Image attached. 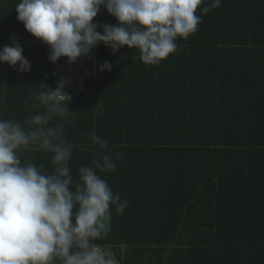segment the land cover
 I'll return each instance as SVG.
<instances>
[{"label": "trees", "instance_id": "16d2710c", "mask_svg": "<svg viewBox=\"0 0 264 264\" xmlns=\"http://www.w3.org/2000/svg\"><path fill=\"white\" fill-rule=\"evenodd\" d=\"M19 3L0 0V49L14 36L31 70L0 63V119L25 124L44 112L36 95L56 89L67 59L49 61V48L17 20ZM196 14V32L159 65L100 44L86 93L63 89L73 178L94 158L92 133L123 154L103 178L127 207L110 208L108 235L93 242L120 264H264V0H220ZM93 23L116 20L102 7ZM106 61L111 71L101 72ZM21 161L54 167L46 152Z\"/></svg>", "mask_w": 264, "mask_h": 264}, {"label": "clouds", "instance_id": "9594fccd", "mask_svg": "<svg viewBox=\"0 0 264 264\" xmlns=\"http://www.w3.org/2000/svg\"><path fill=\"white\" fill-rule=\"evenodd\" d=\"M219 4L220 0H20L15 8L17 20L49 48L48 59L54 64L62 57L69 63L90 57L103 44L113 55L124 46L135 48L145 65L154 66L177 51V39L196 32L201 22L198 8L207 14ZM102 7L116 20L115 26L93 23ZM10 39L11 44L0 49V63L29 72L22 46L14 36ZM99 70L111 71V64L106 61ZM64 87V82L55 90L44 87L36 95L37 107L44 112L25 124L0 119V264H114L93 242L107 237L110 208L122 214L127 207L103 178L116 171L123 154L92 133L88 139L94 158L73 178L75 146L65 140L64 126L74 120L69 119L71 97ZM57 117L62 122L53 124ZM78 147L88 150L84 144ZM26 151L50 153L53 170L22 163Z\"/></svg>", "mask_w": 264, "mask_h": 264}, {"label": "built area", "instance_id": "2783aa9c", "mask_svg": "<svg viewBox=\"0 0 264 264\" xmlns=\"http://www.w3.org/2000/svg\"><path fill=\"white\" fill-rule=\"evenodd\" d=\"M67 59V58H66ZM66 70L59 74V81L64 82L65 87L74 95L86 93L84 82L86 80H96L97 78V57L94 53H90V57H80L74 63L66 61ZM102 253L113 258L111 250L107 247H97ZM114 259V258H113ZM114 264H120L114 260Z\"/></svg>", "mask_w": 264, "mask_h": 264}, {"label": "rangeland", "instance_id": "374dc122", "mask_svg": "<svg viewBox=\"0 0 264 264\" xmlns=\"http://www.w3.org/2000/svg\"><path fill=\"white\" fill-rule=\"evenodd\" d=\"M65 70H66L65 65L64 66H62V65L59 66L60 73L64 72Z\"/></svg>", "mask_w": 264, "mask_h": 264}, {"label": "water", "instance_id": "95a60500", "mask_svg": "<svg viewBox=\"0 0 264 264\" xmlns=\"http://www.w3.org/2000/svg\"><path fill=\"white\" fill-rule=\"evenodd\" d=\"M109 228H110V223H109V225H108V231H109Z\"/></svg>", "mask_w": 264, "mask_h": 264}]
</instances>
